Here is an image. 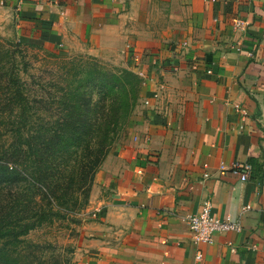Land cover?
Instances as JSON below:
<instances>
[{
  "label": "crops",
  "instance_id": "obj_1",
  "mask_svg": "<svg viewBox=\"0 0 264 264\" xmlns=\"http://www.w3.org/2000/svg\"><path fill=\"white\" fill-rule=\"evenodd\" d=\"M5 31L141 81L149 128L100 165L73 264H264V0H0ZM205 202L240 230L196 241Z\"/></svg>",
  "mask_w": 264,
  "mask_h": 264
},
{
  "label": "trees",
  "instance_id": "obj_2",
  "mask_svg": "<svg viewBox=\"0 0 264 264\" xmlns=\"http://www.w3.org/2000/svg\"><path fill=\"white\" fill-rule=\"evenodd\" d=\"M7 43L6 48L0 41V125L15 116L16 126L14 142L0 149V264H28L15 246L29 231L60 216L62 207L72 209L70 201L79 208L86 204L97 168L138 103L141 81L125 68L116 72L97 65L90 73L92 88L81 90L78 84L62 90L60 111L67 112L52 123L38 114L52 104L30 100L17 77L11 51L17 45ZM74 156L82 157L77 167L70 164Z\"/></svg>",
  "mask_w": 264,
  "mask_h": 264
},
{
  "label": "rangeland",
  "instance_id": "obj_3",
  "mask_svg": "<svg viewBox=\"0 0 264 264\" xmlns=\"http://www.w3.org/2000/svg\"><path fill=\"white\" fill-rule=\"evenodd\" d=\"M0 41L6 48L10 47L7 43L8 41L17 45L15 50L13 48L11 50L14 52L13 55L17 64V77L24 81L26 93L30 100L38 97L47 102V104H52L50 111H45L42 107L41 112H38L44 120L50 119L52 123L60 115H65L67 112L66 109L60 111L62 105L59 103L60 100L58 98L62 96V90L75 88L78 84L82 85L80 86L81 90H84L88 85L92 88V75L90 73L98 66L116 72L122 68L109 62L100 61L87 54L63 53L46 47L23 44V42L17 40L14 33L9 34L7 31L3 34L0 33ZM3 84H6V82L4 81ZM92 94L93 99H96V90H93ZM35 105L37 107V104ZM142 106L143 103L140 101L136 107L135 114H131L130 119L119 132L112 146L118 142L124 144L131 141L136 142L139 135L143 133L142 127H138V123L140 124L141 121V125H143V120L146 122L145 126L149 128V121L146 119ZM13 113L15 114V112ZM14 117H7V122L0 125V149L14 142L13 128L16 126V124H12L13 120H15ZM81 161V156H74L71 158L70 164L75 163L77 167ZM99 167L96 170L86 204L83 207H76L70 201L68 206L72 209L62 207L60 216L53 215L51 220H47L29 231L23 237V241L17 243L15 249L22 255L20 258L22 263L73 264L74 254L90 221L91 207L89 200L92 190L96 186L95 180L98 177ZM78 171L76 170L75 173ZM79 194L76 195L78 196L77 202L82 201V194Z\"/></svg>",
  "mask_w": 264,
  "mask_h": 264
},
{
  "label": "built area",
  "instance_id": "obj_4",
  "mask_svg": "<svg viewBox=\"0 0 264 264\" xmlns=\"http://www.w3.org/2000/svg\"><path fill=\"white\" fill-rule=\"evenodd\" d=\"M241 21L235 20L233 27L238 29L241 27ZM251 166L246 163H235L230 169L233 174L239 176L240 180L245 181L248 178ZM249 205L242 207V210L249 209ZM211 204L205 202L200 212L188 218V227L194 235L196 241L207 243L213 242V236L216 233L225 231H239L240 224L237 219L227 215L221 219H214L210 215ZM234 250V249H232ZM201 255H198L200 257Z\"/></svg>",
  "mask_w": 264,
  "mask_h": 264
}]
</instances>
